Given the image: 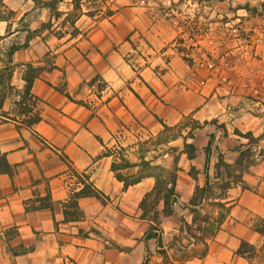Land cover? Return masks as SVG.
Wrapping results in <instances>:
<instances>
[{
    "label": "crops",
    "instance_id": "0c3cea01",
    "mask_svg": "<svg viewBox=\"0 0 264 264\" xmlns=\"http://www.w3.org/2000/svg\"><path fill=\"white\" fill-rule=\"evenodd\" d=\"M51 1L0 0V264H264V0Z\"/></svg>",
    "mask_w": 264,
    "mask_h": 264
},
{
    "label": "trees",
    "instance_id": "16d2710c",
    "mask_svg": "<svg viewBox=\"0 0 264 264\" xmlns=\"http://www.w3.org/2000/svg\"><path fill=\"white\" fill-rule=\"evenodd\" d=\"M59 1H60V0H53V1L49 2L48 4H50V5H55V4H57ZM77 2H78V0H77ZM27 87H28L27 90L30 91V90H31V87H32V82H29ZM35 121H38V118H36ZM193 148H194V147H193L192 145H189V149H193ZM208 150H209V149L207 148L206 151L208 152ZM219 166H220V167H221V166H224V164H223L222 161H221V164H220ZM224 167H225V166H224ZM226 168H227V170H228V174L230 175V173H229V167H226ZM114 169H115V170L117 169V166H116V165H114ZM7 172H9V165H8V163H7L6 157L0 154V174L7 173ZM205 190H206V189H198V188H197L196 195L198 196V195L204 193ZM167 193H168V194H167V196H166V203H165L166 208H165V210H164L163 213H164L165 215H171V214H173L174 211H173V209H172V204H171V201H170V197H171V196L173 195V193H174V187H172L171 189H169ZM83 195L98 196L97 193L94 192V191L83 192V193L77 194L76 196L79 197V196H83ZM193 202H194V201H193ZM144 206L146 207V201L143 202V207H144ZM217 206L220 207V208H222L223 210L226 209L225 205H223V204H218ZM223 219H224V215L221 216L220 221H219V223H218V227H219L220 224L222 223ZM256 230H257L262 236H264V220H260V221L258 222V225L256 226ZM255 252H256V248H255L254 246L250 245V244L245 243V242L242 243L241 248H240V250H239V254H241L242 256H244V257H246V258H248V259H250V258L255 254Z\"/></svg>",
    "mask_w": 264,
    "mask_h": 264
},
{
    "label": "built area",
    "instance_id": "2783aa9c",
    "mask_svg": "<svg viewBox=\"0 0 264 264\" xmlns=\"http://www.w3.org/2000/svg\"><path fill=\"white\" fill-rule=\"evenodd\" d=\"M165 16L167 17H170V13H166ZM254 43L257 45V46H261L264 44V35L263 34H256L255 35V39H254Z\"/></svg>",
    "mask_w": 264,
    "mask_h": 264
},
{
    "label": "rangeland",
    "instance_id": "374dc122",
    "mask_svg": "<svg viewBox=\"0 0 264 264\" xmlns=\"http://www.w3.org/2000/svg\"><path fill=\"white\" fill-rule=\"evenodd\" d=\"M200 215H201V214H200ZM221 216H223L222 213L219 214L218 216H216V217L214 218V223H212V224L210 225V228H209L210 232L213 231L215 228H217Z\"/></svg>",
    "mask_w": 264,
    "mask_h": 264
}]
</instances>
